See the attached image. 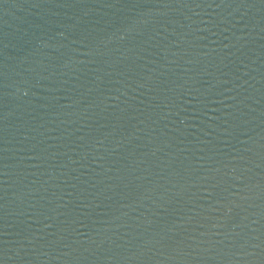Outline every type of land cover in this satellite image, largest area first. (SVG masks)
<instances>
[{
  "label": "water",
  "instance_id": "1",
  "mask_svg": "<svg viewBox=\"0 0 264 264\" xmlns=\"http://www.w3.org/2000/svg\"><path fill=\"white\" fill-rule=\"evenodd\" d=\"M0 264H264V0H0Z\"/></svg>",
  "mask_w": 264,
  "mask_h": 264
}]
</instances>
